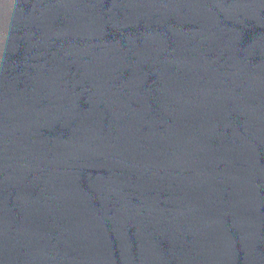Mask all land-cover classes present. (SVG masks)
<instances>
[{"label":"water","instance_id":"water-1","mask_svg":"<svg viewBox=\"0 0 264 264\" xmlns=\"http://www.w3.org/2000/svg\"><path fill=\"white\" fill-rule=\"evenodd\" d=\"M0 264H264V0H0Z\"/></svg>","mask_w":264,"mask_h":264}]
</instances>
